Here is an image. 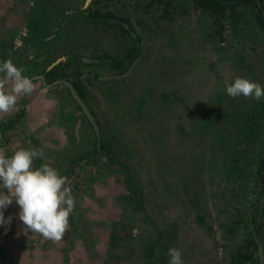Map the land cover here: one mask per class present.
Instances as JSON below:
<instances>
[{
	"label": "flooded vegetation",
	"instance_id": "obj_1",
	"mask_svg": "<svg viewBox=\"0 0 264 264\" xmlns=\"http://www.w3.org/2000/svg\"><path fill=\"white\" fill-rule=\"evenodd\" d=\"M187 1L189 0H180L183 4ZM181 3L178 0H66L62 7L65 8L63 12L68 16L69 22L62 25L63 34L53 40L46 39L47 44L40 46L29 43L28 33L24 27L26 20L24 10L36 7L33 11L34 18L41 15L36 1L0 0V32L3 30L0 36V61L10 58L16 66H22L24 69L26 64L32 62V68L27 70L31 75H25L32 78L35 91L42 87L44 90L57 92L53 88L60 87L62 91L58 92L66 94L64 98L58 100L57 104L60 108L57 110L56 121H53L50 129L45 131L47 135H51L50 152L35 158L37 161L34 159L33 166L39 167L38 160L42 161L45 158L61 175L67 178L73 177L71 181L73 195L75 189L81 185L91 190L94 186L103 188L112 181H116L121 192L125 191L120 195L122 202L119 213L112 214L111 211L109 213L110 218L116 221L119 227L109 228L104 246L95 248L96 251L93 252L101 264H122L119 257L120 249L117 247L122 240V231L127 232L129 238L137 243L140 252L136 260L127 259L123 261L124 264H169L167 253L171 247L181 251L183 264H210L208 254L203 256L204 250L198 241H189L192 236L198 237L194 227L203 226L204 216L195 210V199L187 200L188 196L180 193V202L184 207L181 219L178 223L170 224L164 220L163 223L159 214L151 213L141 203L142 192L136 186L137 176L133 171L134 168L150 167V165L141 161V157L139 160H134L133 151L126 149V142L121 139L123 136H118L116 131H111L110 134L108 131L105 132L108 124L113 126L112 128L123 126L119 121L123 118L124 108L115 109L113 102L115 100L118 102L119 99L122 102L125 98L130 100V105L132 101L135 102L136 117L133 128H139L140 113L137 105L142 103L143 99L136 97L140 93L141 85L135 84L134 80L138 75L142 79L145 69L138 74L131 70L142 45L135 28L141 25L144 30L149 27L150 31L155 29L153 25H158L161 29V25L155 23L156 11H159L158 19L164 24H171L177 17L184 18L183 24H186L189 23L187 20L192 14L201 15L198 9L181 6ZM50 7L49 4V15H52L53 11ZM69 31L73 33L72 39L68 38ZM98 32L103 34L104 38H106L104 34L109 35L104 48L97 45L95 35ZM165 34L168 33L164 32V37ZM164 37L159 49L161 52L166 48ZM218 44L220 45L217 47V52L222 47L221 43ZM194 61L196 63L193 68L202 67V71L211 68L213 74L219 71L226 76V79L222 77L221 83L202 81L199 84L189 85V88L183 82L182 93H171L167 87L161 90L165 85L164 87L158 85V88H154L153 85L147 98L152 113L154 109L159 110L160 107L167 109L161 112L160 120L163 122V127L154 134L149 124L142 128L149 136L148 142L152 141L153 136H155L154 143L157 139L165 142L166 174L174 173L175 180L180 185H184L183 182L187 177L184 170L185 157L189 158L193 155L189 152L190 147L203 141L201 132L205 131V125L220 124L221 120L217 116L220 112L218 109L224 108L221 101L224 98L229 99V107H232L230 104L232 105L233 100L226 93L225 87L236 77H242L238 68L240 66L228 54L221 56L207 54ZM141 66L144 67L138 65L137 68L141 69ZM221 67L225 69L221 70ZM57 81L69 83L70 88L63 83H55ZM78 100L85 107L92 121L85 115ZM7 118L1 119L0 123L6 122ZM154 119L151 121L153 122ZM239 121L240 123L235 124V119H232L230 128L236 132L240 128V135L245 142L247 140V143L244 144V149H239L237 152L240 156L236 165L237 170L228 167L226 170L233 172L234 176L237 173L240 176L242 172L247 175L248 193L254 213L253 221L258 222V228L264 229V99L256 101L247 98V113L243 120ZM153 124L155 125V122ZM46 126L49 127V124ZM223 130L220 129V133ZM54 144L58 148H55ZM149 152L151 150L148 151V155ZM153 152L155 153L151 158L156 157V147ZM200 160L199 176L204 177L212 162L209 151L203 153ZM193 162L188 163L189 172L193 170L189 168ZM151 163L153 164V161H150ZM156 168L160 171V167ZM74 218L73 212L69 220ZM190 218L194 220L192 224L188 223ZM137 222L141 226V231L142 225L145 224L144 233H137ZM202 226L199 228V237L205 238L206 234ZM255 240V234H252L247 239L244 238L237 247L223 248L222 251H226L224 254L228 257L225 259L224 254L221 253L224 256L222 264H247V259L243 263L241 256L250 250L251 244L256 247L253 263L260 264L261 260L264 261V246L261 254V247ZM3 250L4 247L0 244V255L5 264ZM73 254V251H61V255L70 262L93 264L81 254H77V257Z\"/></svg>",
	"mask_w": 264,
	"mask_h": 264
},
{
	"label": "rangeland",
	"instance_id": "obj_2",
	"mask_svg": "<svg viewBox=\"0 0 264 264\" xmlns=\"http://www.w3.org/2000/svg\"><path fill=\"white\" fill-rule=\"evenodd\" d=\"M35 1L41 15L34 18L33 11L36 7L24 10L26 19L24 20V27L28 33L29 43L43 46L47 44L46 39L53 40L63 34L62 25L69 22L68 16H65L63 12L65 8L62 7L66 0ZM261 1L264 3V0ZM49 4L53 11L52 15H49ZM65 7L67 8L66 5ZM261 10L264 15L263 5ZM158 14L159 11H156L155 23L161 25V29L158 25H153L152 27L155 26V29L150 31L149 27L144 30L141 25L135 28L142 45L139 48V56L133 63L134 67L131 70L138 74L139 71L145 69L143 78L140 79L138 75L134 80L135 84L141 85L140 93L136 97L143 99L142 103L137 105L140 113L138 117L140 126L133 128L136 117L135 102L131 100L130 105V100L121 98L122 102L119 101L120 99L118 102L115 100L113 105L117 110L124 108L123 118L120 119L119 123H123L125 126L112 128L113 126L108 124L105 132L108 131L110 134L111 131H116L118 136H123L121 139L126 142V149L133 151L134 160H139L141 157V161L150 165V167L134 168L133 171L137 176L136 186L142 192L141 203L151 213L159 214L162 222L164 220L172 224L178 223L181 219V212L184 207L180 202V193L186 194L187 200L189 198L195 199V210L204 216V219L202 217L203 226L194 227L198 237L192 236L189 241H198L204 250L203 256L208 254L210 264H222L224 256L225 259L228 257L224 254L226 251L223 252L222 249L237 247L244 238L247 239L252 234H255V241L261 247L260 253L262 254L264 229L258 228V222L253 221L254 213L251 209L252 204L248 193L247 175L242 172L240 176L237 175L238 173L234 176L233 172L226 170V167L237 170L236 165L240 160L237 152L239 149H244V144L247 143V140L245 142L240 135V128H238V132L230 128L232 119H235V124L240 123L239 120H243L247 113V98L243 96L233 98L232 105L230 104L232 107H229V99L224 98L221 101L224 108L218 109L220 112L217 116L221 120L220 124L218 126L214 123L205 125V131L201 132V140L203 141L191 146L189 152L193 155L189 158L185 157L184 170L187 177L183 182L184 185L176 182L174 173L167 172L166 174L165 142L162 139H157L154 143L155 136L152 137V141L148 142L149 136L142 128L149 124L154 134L163 127V122L160 120L161 112L167 111V109L164 110L160 107L159 110L154 109L152 113L150 101L147 98L153 85L154 88H158V85L162 87L165 85L161 90L167 87L171 93H182L183 82L189 88V85L199 84L202 81L221 83L222 77L226 79V76L219 71L213 74L211 68L204 71H202V67L193 68L196 63L194 60L207 54L218 56L228 54L240 66L238 68L242 77L250 78L264 86V34L256 22L247 19L245 22L228 23L225 27L226 31L223 33V39L220 41L213 36L211 21L205 15L192 14L188 17L189 23L186 24H183L184 18L181 17H177L171 24H164L158 19ZM2 32L3 30L0 32V36ZM164 32L168 33L165 34V37ZM104 35L106 38L100 32L95 35L97 45L102 48L105 47L109 37V35ZM72 36V31H69L68 38L72 39ZM163 37L166 39V48L161 52L159 49ZM218 43L222 44L219 52H217V47L220 45ZM63 46L64 44L61 45V47ZM8 53L10 55L9 51ZM138 65H144V67L141 66L140 69L137 68ZM25 66L24 75L30 76L31 74L27 70L32 68V62ZM220 69L224 70L225 67ZM262 79L263 81H261ZM53 89L57 92L54 90L50 92L40 87L29 95H22L18 98L16 108L12 112L0 113V120L4 117L14 119L15 115H21L13 128L4 132L0 138V147H5L7 154L11 155L21 147L36 149L37 151L42 150L43 155L50 152L51 135H47L45 131L50 129V124L53 121H56L57 110L60 108V105L57 104L59 98L66 96L65 92H58L60 87ZM248 103L251 104V102ZM102 104L101 101V109L103 108ZM108 118L112 119V117ZM151 119H154L155 125ZM46 124H49V127ZM220 129H224L222 133H220ZM51 132V134L54 133L52 130ZM54 147L58 148L55 144ZM154 147H156L157 154L155 158H151L152 154L155 153L153 152ZM149 150L151 152L148 155ZM206 151H209L212 162L206 176L200 177V158ZM35 160L37 161V159ZM150 161H153V164H150ZM191 161L194 162L189 168H193V170L189 172L187 166ZM38 163L39 165L48 164L45 158L42 161L38 160ZM156 167H160V171ZM137 170L140 173L136 172ZM216 171L219 172L216 173ZM72 179L73 177H68L70 185ZM124 192L119 190L116 181H112L103 188L102 186H94L90 190L81 185L75 189V218L69 220V227L59 242L45 239L38 233H25V226L18 217L19 206L14 201L4 212L6 219L9 216L12 217L11 224L7 226V231L5 226H0V244L4 247L5 264H75L74 261L70 262L69 259L61 255L63 250L73 251V256L76 257L77 254H81L93 264H101L93 252L96 251L95 248L99 249L104 246L109 228L119 227V224L110 218L109 213L110 211L112 214L119 213V206L122 202L120 195ZM193 222V218L188 220V223L192 224ZM201 226L206 234L205 238L199 237ZM71 227L73 228L71 229ZM143 227L146 229L145 224L142 225L141 231V226L137 222V233L142 234ZM151 229H153L152 226ZM121 233L122 240L119 241L117 247L120 249V263L124 264L123 261L127 259L136 260L140 252L137 249L139 248L137 243L133 239L131 240V237L129 238V234L125 231ZM146 239L149 240V237L146 236ZM263 263L264 261L261 260L260 264Z\"/></svg>",
	"mask_w": 264,
	"mask_h": 264
},
{
	"label": "clouds",
	"instance_id": "obj_3",
	"mask_svg": "<svg viewBox=\"0 0 264 264\" xmlns=\"http://www.w3.org/2000/svg\"><path fill=\"white\" fill-rule=\"evenodd\" d=\"M24 71L10 58L0 61V113L12 112L20 96L33 92V80ZM225 91L232 98L264 99V86L249 78L236 77L226 85ZM42 155V151L23 147L9 155L5 147H0V226H5L7 231L12 217L6 219L4 212L15 201L25 233H38L59 242L69 227L76 198L68 178L56 168L49 164L33 166L34 159ZM167 254L169 264H183L179 249L171 247Z\"/></svg>",
	"mask_w": 264,
	"mask_h": 264
},
{
	"label": "trees",
	"instance_id": "obj_4",
	"mask_svg": "<svg viewBox=\"0 0 264 264\" xmlns=\"http://www.w3.org/2000/svg\"><path fill=\"white\" fill-rule=\"evenodd\" d=\"M262 5L264 6V3L261 0H189L186 4L181 3V6L198 9L201 14L204 13L211 21L213 36L220 41L223 39V33L226 31L225 27L228 23L245 22L247 19L256 22L258 28L264 34ZM244 29L243 31H245ZM20 116L17 115L14 119H8L6 122L0 123V138L5 131L13 128ZM255 251L256 247L251 244L250 250L241 256L243 263L247 259V264H254ZM0 264H3L1 255Z\"/></svg>",
	"mask_w": 264,
	"mask_h": 264
},
{
	"label": "water",
	"instance_id": "obj_5",
	"mask_svg": "<svg viewBox=\"0 0 264 264\" xmlns=\"http://www.w3.org/2000/svg\"><path fill=\"white\" fill-rule=\"evenodd\" d=\"M63 83L67 88H70V86H69V83H67V82H60V81H57V82H55V83ZM72 92V94H73V96H75V94L73 93V91H71ZM79 101V100H78ZM79 103H80V105H81V107L83 108V110H84V112H85V115L86 116H88V118L92 121V118L90 117V115H89V113L86 111V109H85V107L82 105V103L79 101ZM94 125V124H93Z\"/></svg>",
	"mask_w": 264,
	"mask_h": 264
}]
</instances>
